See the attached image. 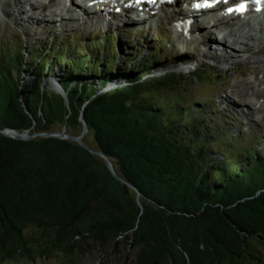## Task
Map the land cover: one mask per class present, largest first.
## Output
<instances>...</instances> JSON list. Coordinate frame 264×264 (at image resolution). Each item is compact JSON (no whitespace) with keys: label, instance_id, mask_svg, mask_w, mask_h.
Returning a JSON list of instances; mask_svg holds the SVG:
<instances>
[{"label":"trees","instance_id":"trees-1","mask_svg":"<svg viewBox=\"0 0 264 264\" xmlns=\"http://www.w3.org/2000/svg\"><path fill=\"white\" fill-rule=\"evenodd\" d=\"M98 45L85 48L93 56L79 66L53 46L30 55L29 66L22 52L0 46V131L50 133L59 127L79 136L82 114L95 147L86 135L84 143L108 157L139 197L79 144L22 142L0 133V260L44 259L60 252L71 262L86 241L99 247L128 238L131 264L259 263L256 247L264 249L261 150L238 149L232 158L222 145L218 152L226 157L212 158L209 129L185 120L184 103L148 97L170 83L166 77L137 75L157 58L127 63L125 69L132 70L126 71V85L101 94L116 59L112 66L104 63L107 47ZM58 67L66 100L44 87ZM25 72L34 77L30 83L24 82ZM214 135L223 144L229 136L225 130ZM244 137L232 142L242 145ZM29 228L36 233H26Z\"/></svg>","mask_w":264,"mask_h":264},{"label":"rangeland","instance_id":"rangeland-1","mask_svg":"<svg viewBox=\"0 0 264 264\" xmlns=\"http://www.w3.org/2000/svg\"><path fill=\"white\" fill-rule=\"evenodd\" d=\"M21 5L26 11L28 5ZM177 5L180 8L181 1ZM165 12L169 15L171 11L165 9ZM31 14H17L14 0H4L0 3V46L11 48L16 53L22 52L26 59L30 55L40 56L43 49L53 46L56 53L63 52L67 62L72 61L75 66L85 63V57L93 56V53L86 52L85 48L93 47L95 44L106 46L107 52L103 62L112 66L114 59L116 61L112 67L114 69L111 75L112 80L106 90L101 91V94L126 85L124 80L128 78V73L132 70L125 69L127 63L133 64L137 58L139 63L145 64L147 57L157 58L156 63L151 64L150 70L142 73L136 72L137 75L143 76L144 80L166 77L168 79L166 82L170 83L166 84L165 88L150 93L148 97L157 102L184 103L188 110L185 120L196 127L201 124L202 128L209 129L207 133L210 135L211 142L207 147L212 158L222 161L226 157L218 152V149H222V145L226 148L228 156L231 155L232 158H236V150L244 148L252 150L254 147H258L264 157V63L258 62L263 59L261 55L255 56V59H249V54L241 53V45H230L233 43V38H231L226 42L232 48V52L228 53L231 56L230 63L226 65L227 56L224 54L225 57L222 58L220 56L222 54H215V51L220 52L217 46L207 42L209 38L216 40L217 32L214 31L215 36H209L205 42L199 39L201 37L195 28L196 36L194 41L190 42L174 31L170 26L171 22L165 21L167 15L164 16L165 19L154 17L137 22L134 26L117 27L95 24L90 27L89 22L86 26H81L78 22L62 25L47 23L50 20L48 10L44 11L46 17H43L44 14L41 12ZM29 16L45 18L44 23L31 20L29 23L24 22ZM58 16L57 14L56 17ZM204 25L207 31V24ZM218 36L220 38L224 35ZM220 39L222 44L228 40V38ZM99 40L100 43H97ZM245 40L249 45L253 44L247 38ZM76 46H81L83 50L80 48L76 50ZM207 46H211L209 50ZM206 51L219 58L208 56L206 59H200V55H204ZM234 51L244 58L243 62L236 59ZM186 59L195 60L194 63L192 62L193 68L187 67L191 62H187ZM32 62L34 61L28 58L26 66ZM204 71L212 76L208 77ZM60 75V68H55L45 81L44 87L64 98L58 85ZM118 75H122L123 82H116ZM24 76L25 83H30L34 78L26 72ZM173 84L174 86L171 87ZM250 85L254 87L251 88ZM55 129L64 130L59 127ZM202 130L200 129L198 133L203 134ZM221 130H225L229 135L226 141L224 140V144L218 142L219 140L216 141L214 135ZM86 136L87 143L94 148L93 136L87 134ZM242 137L245 138L241 140L242 145L232 142ZM26 233L35 234L36 230L29 228ZM128 242L130 240L125 238L113 245L104 243L96 247L86 241L71 262L63 254L57 252L53 253L50 258L44 259H31L19 255L12 259H1L0 264H131L134 251L130 249ZM256 248L260 251L261 260L255 264H264V249L260 246Z\"/></svg>","mask_w":264,"mask_h":264},{"label":"bare ground","instance_id":"bare-ground-1","mask_svg":"<svg viewBox=\"0 0 264 264\" xmlns=\"http://www.w3.org/2000/svg\"><path fill=\"white\" fill-rule=\"evenodd\" d=\"M3 1L4 0H0V3H2ZM69 2H70V4H68V6H67L66 0H48L47 3L38 2L36 0H34L32 2L29 0H14V7L17 8V14H19V15H25L27 13L34 14V12H41V14H44V11L48 10L49 14H50L49 15L50 20L47 23H51V24H61L62 25V24H66V23L78 22L81 24V26L82 25L86 26V24L89 22L90 27L94 26L95 24L105 25L106 22L104 20H102V18H104V17L97 15L96 10L94 9L95 6L97 4H100L101 2H97V4H96V3H93L92 1L88 0V3L86 4V2H87L86 0H80L81 6L76 5L74 2H72V0ZM84 3L86 5H89V8H92L94 10L93 14L90 11V9L83 8ZM21 4H26L29 6V8L26 9V11H24L22 9L23 7ZM47 4H48V6H46ZM41 8H43L42 9L43 12H42ZM164 8L165 7H162L160 9L157 17H159V19H162V18L165 19L164 16L167 15L165 21L167 23L171 22L170 26H172L174 31L177 32L179 35H181L186 40L188 39L190 42H192V40L196 36L195 35V28L198 31V35L201 37L199 39L203 40L205 42L209 36H212V35L215 36L214 31L217 32L218 34H216V36H215L216 40H211L209 38L207 40V42H211V44H213L214 46H217V48L220 52L215 51L216 52L215 54H218V53L222 54V55H220L222 58L225 57L224 54L227 56V59H225L226 65H228L230 63L229 58L231 56L228 55V53L232 52V48L230 46L232 44L241 45V48H242L241 53L249 54V59H255V56L261 55L263 57V59L258 60V62L264 63V20H263V18L258 19L255 23L242 22V20L240 21L238 19H222V20H218L215 23L216 24L215 27H214V25H212V27H208L207 31H206V28L204 29L205 25L202 22V20H200L198 18V16L196 15V13L190 11V9L187 8L186 6H184L183 8H180L182 13L179 14L180 16H178V18L176 17V14H175V8H178L177 2L174 5L167 6V10L171 11L169 13V15L165 12ZM80 11L85 12L84 18L80 19V17H78V15L76 14V12H80ZM131 11L136 12L137 10H135V11L131 10ZM122 13H124V16H125L124 19L126 20V17H128L127 14L125 13L124 10ZM57 14L59 15L58 18L56 17ZM46 16L47 15L44 14L43 17H46ZM105 16H108L111 19H116V17H117L116 14L114 13V10H112V8L108 9ZM179 17H182V19H180ZM210 17L211 16H208L206 19L211 22ZM44 19L45 18H41V17L38 18V17L29 16L28 19L24 22L29 23L30 22L29 20H31L32 22L36 21L38 23H44ZM129 19L132 20L131 18H129ZM144 20L145 19L142 18L138 22H142ZM186 20H191L193 22V25L190 27L188 32L185 31V28H184ZM21 21H22V19H21ZM123 21H124L123 19H121V21L118 20L117 21L118 22L117 27L124 26L125 24L122 25ZM107 26H110V25H107ZM218 35H224L220 38H222V39L228 38V40L222 44L221 39L219 38ZM244 35H246V37ZM231 38H233V40H232L233 43H231L228 46V44H226V42L230 41ZM245 38H247L248 41L253 42V44L249 45L246 42ZM251 42H249V43H251ZM203 47H204V44H203ZM207 47L209 50L211 46H207ZM212 48H216V47H212ZM212 50L213 49H211V51ZM233 54L236 57V59H238V61H240V62L244 61V58H241V55H239L238 52L236 53L234 51ZM208 56L219 58L217 55H211V53L209 54V52L206 51V53L204 55H202V54L200 55V59H206ZM256 58H259V57H256ZM250 87L252 88L254 86L250 85Z\"/></svg>","mask_w":264,"mask_h":264},{"label":"water","instance_id":"water-1","mask_svg":"<svg viewBox=\"0 0 264 264\" xmlns=\"http://www.w3.org/2000/svg\"><path fill=\"white\" fill-rule=\"evenodd\" d=\"M59 89H60V93H62V95L64 96V98L66 100V95L63 92V89L61 88L60 85H59ZM80 122L82 124L83 129H82V132L79 136H74V135L68 134L66 132V130L55 131V132H50V133L34 132V133L30 134L28 131L24 132V133H19L15 130H12V129H6L3 131H0V133L2 135H4L5 137L11 138V139H14L17 141H22V142H28V141H31L34 139H62V140H67V141H71V142H74L76 144H79L80 146L88 149L92 155L101 158L105 162L106 167L111 172V174L115 177V179L118 180L119 182H122L123 184L127 185L132 190L136 191L137 197H139V193L136 190V188H134L132 185L126 183L123 179H121L120 177H118L116 175L114 168H113V165H112V162L110 161V159L108 157H106L104 154H102L101 152H99L97 150L89 148L84 143V137L88 132V128H87L85 121L83 120L82 114L80 117Z\"/></svg>","mask_w":264,"mask_h":264},{"label":"snow or ice","instance_id":"snow-or-ice-1","mask_svg":"<svg viewBox=\"0 0 264 264\" xmlns=\"http://www.w3.org/2000/svg\"><path fill=\"white\" fill-rule=\"evenodd\" d=\"M257 3H264V0H257ZM197 7H209V6H211V5H208V4H203V5H201V4H198V5H196ZM246 9V5H240V7L238 8V9H235V10H232V9H230V11H244Z\"/></svg>","mask_w":264,"mask_h":264}]
</instances>
